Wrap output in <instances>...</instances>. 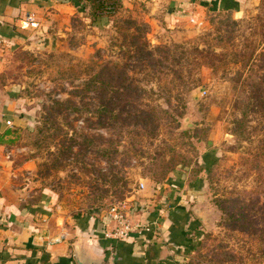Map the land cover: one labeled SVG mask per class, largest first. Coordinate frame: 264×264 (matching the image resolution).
I'll list each match as a JSON object with an SVG mask.
<instances>
[{
  "label": "rangeland",
  "instance_id": "rangeland-1",
  "mask_svg": "<svg viewBox=\"0 0 264 264\" xmlns=\"http://www.w3.org/2000/svg\"><path fill=\"white\" fill-rule=\"evenodd\" d=\"M72 10L0 53V93L25 120L4 116L7 191L20 206L46 194L69 230L174 189L196 221L182 264H264V0Z\"/></svg>",
  "mask_w": 264,
  "mask_h": 264
},
{
  "label": "crops",
  "instance_id": "crops-1",
  "mask_svg": "<svg viewBox=\"0 0 264 264\" xmlns=\"http://www.w3.org/2000/svg\"><path fill=\"white\" fill-rule=\"evenodd\" d=\"M211 2L223 7L225 3L231 5L233 0ZM78 7L74 0H0V53L7 49L5 43L24 42L43 33L45 15H54L55 10L72 13ZM6 97L0 93V264H77L76 249L86 264H182L189 246L187 232L195 229L196 221L186 210L187 198L174 189L164 191L155 208L140 200L129 205L134 220L153 226L151 231L134 234L127 240L107 237L113 225L107 212L76 218L68 230L59 221L61 218L50 212L52 203L46 194L35 205L20 206V199L12 197L3 184L6 163L2 151L8 136L3 132V120L6 115H11L16 125H22L25 120L14 116L12 102ZM37 214L42 215L43 221L53 219V228L39 223L42 220ZM54 238L58 241L53 242Z\"/></svg>",
  "mask_w": 264,
  "mask_h": 264
},
{
  "label": "built area",
  "instance_id": "built-area-1",
  "mask_svg": "<svg viewBox=\"0 0 264 264\" xmlns=\"http://www.w3.org/2000/svg\"><path fill=\"white\" fill-rule=\"evenodd\" d=\"M6 123L9 125L11 121L6 120ZM140 185L141 188H143V183ZM127 204L126 201H122L108 208L107 214L113 222L111 229L106 234L108 238L114 240H127L134 234H141L152 230L153 224L134 220L131 217ZM52 241H58V238H54Z\"/></svg>",
  "mask_w": 264,
  "mask_h": 264
},
{
  "label": "trees",
  "instance_id": "trees-1",
  "mask_svg": "<svg viewBox=\"0 0 264 264\" xmlns=\"http://www.w3.org/2000/svg\"><path fill=\"white\" fill-rule=\"evenodd\" d=\"M75 1V3H77V5H79V1L80 0H74ZM98 1H104V0H98ZM98 6H100L101 8H102V4L100 3V4H98ZM98 18H100V17H95L94 18V20H96V19H98ZM93 20V21H94ZM128 80H129V78H126V81L127 82H124L125 83V88L126 87H128L127 89V92L129 93V87H131L133 84L131 83V82H128ZM90 81L89 82H87V87H89L90 86ZM104 86V85H103ZM119 90H113V92L115 93V94H119V95H123L121 92H118ZM119 95H117L116 97L115 96H113L112 97V95H110L108 98H104V97H102L101 98V103H100V105H102V107H103V110L104 111H106L107 112V110H109V109H113V107L117 104L116 103V99H121V98H123V97H120L119 98ZM113 100V101H112ZM125 102L127 103V102H129V100H125ZM131 105H132V103H131ZM103 110H101V113L103 114L104 112H102ZM120 114V113H119ZM114 114V117L113 118H117L118 116H120V115H123V114ZM130 116H132V114H129L126 118H128L129 119V117ZM134 117H136V118H139V117H142V116H140L139 114H136ZM126 118H124V119H126ZM9 132H8V130L5 132V134H8Z\"/></svg>",
  "mask_w": 264,
  "mask_h": 264
},
{
  "label": "water",
  "instance_id": "water-1",
  "mask_svg": "<svg viewBox=\"0 0 264 264\" xmlns=\"http://www.w3.org/2000/svg\"><path fill=\"white\" fill-rule=\"evenodd\" d=\"M75 261L77 264H86L85 261L79 256V249H76Z\"/></svg>",
  "mask_w": 264,
  "mask_h": 264
}]
</instances>
